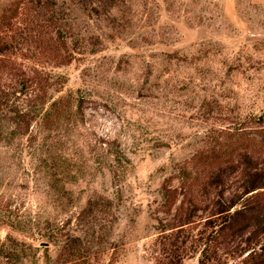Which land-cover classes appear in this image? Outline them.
Returning a JSON list of instances; mask_svg holds the SVG:
<instances>
[{
	"label": "rangeland",
	"instance_id": "1",
	"mask_svg": "<svg viewBox=\"0 0 264 264\" xmlns=\"http://www.w3.org/2000/svg\"><path fill=\"white\" fill-rule=\"evenodd\" d=\"M0 43L2 90L25 72L49 104L82 99L51 134H1L0 264H244L226 245L248 232L205 226L214 188L189 203L165 181L237 170L240 135L264 129V0H0Z\"/></svg>",
	"mask_w": 264,
	"mask_h": 264
},
{
	"label": "trees",
	"instance_id": "2",
	"mask_svg": "<svg viewBox=\"0 0 264 264\" xmlns=\"http://www.w3.org/2000/svg\"><path fill=\"white\" fill-rule=\"evenodd\" d=\"M60 44L59 50L63 49L66 55L57 54L58 57L56 56L55 59L67 64L71 61L67 44L63 40ZM4 47L5 44L0 43V52ZM15 82L25 90L6 92L0 88V143L4 140L1 134L5 133L6 127V131L13 128L14 132H18L19 137L24 138L30 133L32 124L39 122L44 132L51 134L64 116L74 121V117L80 113L78 111L81 109L82 99L76 97L78 92L74 94V91L69 90L64 97L49 104L45 101L47 93L40 86L41 80L37 76L29 77L22 72L17 75ZM35 86H40V94L33 95ZM47 103L48 109L45 107ZM74 105L78 109L76 112ZM261 118L263 120L264 115ZM61 144L58 140L53 146ZM236 144L240 152H243L238 156L237 170L218 166L215 171L203 174L200 173L198 165L192 168L183 167L165 183L178 180L183 190L184 201L189 203L196 202V193L199 190H202V194H206L209 187L214 188L215 197L219 200L213 203L214 209L210 213L213 217H209L205 222L206 227L213 226L215 230L212 231V235L214 234L212 242L215 239V244L220 241L224 245L225 242L228 243L227 240L243 239V235L248 232L249 237L242 242L234 240L236 243L233 246L228 243L226 254L245 256L244 264H264V129L256 131L253 136L250 135V139L240 135ZM224 157H212L207 164L218 160L219 164L228 163L229 161ZM234 173L236 177L233 178L236 179V183L229 185L232 180L230 177ZM174 193L166 192L164 195V204L167 207L174 203ZM188 223H191L190 217L186 221H181V224L173 222L167 228L175 230ZM209 241L210 239L207 238L203 245L205 246L203 253L210 248Z\"/></svg>",
	"mask_w": 264,
	"mask_h": 264
}]
</instances>
